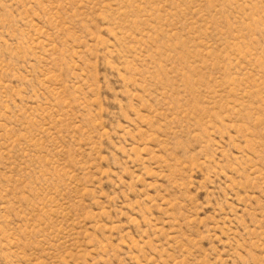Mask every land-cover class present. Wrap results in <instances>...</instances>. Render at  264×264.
I'll return each instance as SVG.
<instances>
[{
  "label": "rangeland",
  "instance_id": "1",
  "mask_svg": "<svg viewBox=\"0 0 264 264\" xmlns=\"http://www.w3.org/2000/svg\"><path fill=\"white\" fill-rule=\"evenodd\" d=\"M0 264H264V0H0Z\"/></svg>",
  "mask_w": 264,
  "mask_h": 264
}]
</instances>
